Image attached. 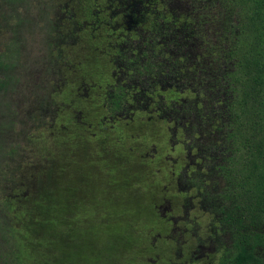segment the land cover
<instances>
[{
	"label": "trees",
	"instance_id": "obj_1",
	"mask_svg": "<svg viewBox=\"0 0 264 264\" xmlns=\"http://www.w3.org/2000/svg\"><path fill=\"white\" fill-rule=\"evenodd\" d=\"M52 3L39 0L49 33L56 34L46 42L44 67L77 72L78 78L70 73L68 80H74H67L68 87L60 95L64 100L73 97L74 103L79 99L86 107L78 115L80 123L73 119L74 124L64 126L49 119L43 134L70 129L76 145L89 144L88 133L79 134V128L93 123L87 103L96 104V97L102 103L95 113L97 121L126 130L120 137L126 145L135 135L129 130L138 125V113L169 119L177 104L185 109L200 107L204 137L197 142L208 153L218 152L214 176L219 193L213 198L220 197V202L214 201L212 226L219 227L221 235L212 236L219 240L227 236V249L214 264H264V0H62L59 8ZM16 17L18 23L26 21ZM58 59H68L69 65ZM8 75L0 77V88L11 82L13 75ZM108 76L106 85L98 89V82ZM91 91L96 94L89 96ZM42 99L46 98L38 103ZM23 101H17V106ZM38 119L37 113H28L18 125L13 119L5 121V132L0 133L4 134L0 135V249L13 248L16 258L24 251L35 256L43 242L37 224L41 200L36 195L37 179L31 174L39 166L21 172L16 164L10 170L8 166L19 162L21 153L8 150L4 138L5 134H38ZM24 121L25 127H19ZM9 125L15 133L7 130ZM214 131L218 134H209ZM50 138L46 137L47 144ZM175 143L173 147V140L168 142L166 156L176 150ZM154 149L158 157L161 150ZM3 183L13 186L17 194H7ZM194 184L200 185L196 180ZM13 214L15 220L27 222L18 226V234L10 221ZM46 234L55 244L59 234L67 241L63 234L69 237L70 233L51 229Z\"/></svg>",
	"mask_w": 264,
	"mask_h": 264
},
{
	"label": "rangeland",
	"instance_id": "obj_2",
	"mask_svg": "<svg viewBox=\"0 0 264 264\" xmlns=\"http://www.w3.org/2000/svg\"><path fill=\"white\" fill-rule=\"evenodd\" d=\"M52 4L59 8L62 0H53ZM16 15L26 21L18 23ZM55 35L49 33L48 18L41 14L39 0H20L18 4L0 1V77L13 75L11 82L0 88V133L5 132V121L13 119L18 125L28 113L39 116L38 134H5L4 139L8 150L17 149L21 153L19 162L8 166L10 170H14L16 164L20 165L21 172L24 167L39 166L32 169L31 174L37 179L36 195L41 200L37 219L40 232L37 233L43 240L36 247L35 256L24 251L16 258L13 248L0 249L2 263L218 262L227 249L226 235L222 240L212 236L221 235L219 227L212 226L215 223L214 201L220 202V197L213 198L219 193L214 176L217 172L214 155L218 152L208 153L197 142L204 137L201 108L185 109L177 104L178 110H170L173 116L169 119L156 113L148 120L149 117L138 113V125L128 131L135 135L126 145L120 138L126 130L117 131L112 127L111 130L110 122L102 124L97 121L95 113L102 108V103L96 97V104L87 103V110L93 112V123L79 128V134L88 133L85 138L89 144L76 145V137L71 135L74 133L70 129L43 134L49 119L51 122L61 121L64 126L74 124L73 119L80 123L78 117L83 115L80 111L86 107L79 99L74 103L73 97L64 100L60 95L62 89L68 87L66 82L70 73L78 78L77 72L44 67L48 61L46 42L48 37ZM67 60L58 59L57 62L69 65ZM107 78L109 76L98 82V89L106 85ZM32 93L37 99L33 100ZM84 94L89 95L88 92ZM95 94L91 91L89 96ZM43 97L46 99L38 103ZM22 98L23 104L17 106V101L19 103ZM179 113H186L188 117ZM25 125L24 121L19 127ZM7 130L15 133L11 125ZM212 133L218 134L217 131L209 134ZM48 135L51 137L49 144ZM172 140L173 147L177 142L176 150L166 156L167 144ZM31 146L33 151H30ZM46 146L49 148L44 156ZM157 146L161 153L155 157L154 148ZM194 180L200 185L194 186ZM10 183L9 179L7 184ZM6 186L7 194H17L13 186ZM15 218L13 214L10 221L17 226L15 233L18 234L20 227L27 222ZM51 229L69 232V237L63 234L67 241L60 233L55 245L46 234Z\"/></svg>",
	"mask_w": 264,
	"mask_h": 264
},
{
	"label": "flooded vegetation",
	"instance_id": "obj_3",
	"mask_svg": "<svg viewBox=\"0 0 264 264\" xmlns=\"http://www.w3.org/2000/svg\"><path fill=\"white\" fill-rule=\"evenodd\" d=\"M191 138H192V136H191ZM191 138H190V139H191ZM191 141H192V139H191ZM189 143H191V142H189ZM194 186H197V185H196V184H194Z\"/></svg>",
	"mask_w": 264,
	"mask_h": 264
}]
</instances>
